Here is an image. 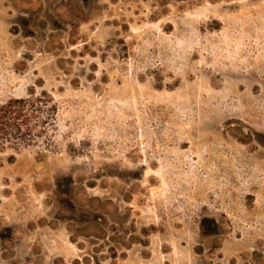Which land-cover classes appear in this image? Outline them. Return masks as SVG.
Returning a JSON list of instances; mask_svg holds the SVG:
<instances>
[{"label": "rangeland", "instance_id": "374dc122", "mask_svg": "<svg viewBox=\"0 0 264 264\" xmlns=\"http://www.w3.org/2000/svg\"><path fill=\"white\" fill-rule=\"evenodd\" d=\"M17 98L0 264H264V0H0Z\"/></svg>", "mask_w": 264, "mask_h": 264}, {"label": "trees", "instance_id": "16d2710c", "mask_svg": "<svg viewBox=\"0 0 264 264\" xmlns=\"http://www.w3.org/2000/svg\"><path fill=\"white\" fill-rule=\"evenodd\" d=\"M49 110V109H48ZM43 109L34 100L10 99L0 106V148L7 143V135L13 130L18 135L23 132L30 135L32 128L29 126L31 118H36ZM45 124V122H42Z\"/></svg>", "mask_w": 264, "mask_h": 264}]
</instances>
